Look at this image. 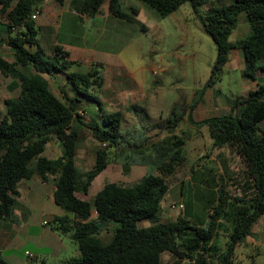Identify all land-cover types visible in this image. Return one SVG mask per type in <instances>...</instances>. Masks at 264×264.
Listing matches in <instances>:
<instances>
[{
    "label": "trees",
    "instance_id": "16d2710c",
    "mask_svg": "<svg viewBox=\"0 0 264 264\" xmlns=\"http://www.w3.org/2000/svg\"><path fill=\"white\" fill-rule=\"evenodd\" d=\"M41 1L0 0V15L4 16L7 33L5 44L11 51L10 57L0 56V75L10 78L8 90L18 89L16 99L2 100L4 113H0V217L10 213L18 194L17 182L37 176L41 181L53 183L52 200L65 212L52 217L53 226L59 231H70L79 252L75 258L41 261V264H161L162 252H167L175 263L186 260L187 264H206L204 254L208 257L213 254L217 264H231L233 247L250 233L258 216L264 214V0H213L216 5L208 6L199 15L201 26L216 50L202 89L217 76L231 49L240 52L241 75L256 82L254 89L228 105V113L194 122L206 126L212 146L230 148L242 163L241 181L234 178L238 192L230 193L219 175L215 195L206 205L207 218L203 224L195 223L185 214L158 220L160 201L169 187L168 177L185 158L184 139L175 134L153 145L155 172H145L129 184L106 181L87 199L75 194L77 191L85 194L91 180L106 166L105 146L115 149L121 142L137 146L142 140L123 138L121 113L105 111L101 100L90 92L102 84L98 65L85 72L71 71L68 69L75 61L69 59L68 51L61 45L52 46L48 54L44 52L34 24L35 13L40 10L37 4ZM54 1L63 3V0ZM106 1L107 13L114 18L132 22L137 15L136 8L129 7V12H125L118 0ZM140 1L159 17L167 16L183 2H188L195 13L204 3V0ZM102 2L70 0L69 7L77 17H92L101 12ZM240 14L248 29L242 37L231 41L229 35ZM57 75L68 87V91L61 90V99L51 91L47 80ZM79 96L96 103L101 112L100 122L85 120L82 115L85 108H79ZM132 107L136 108L129 105ZM192 107L191 103L189 110ZM233 107L237 109L235 115L230 112ZM189 114L187 120L191 118ZM83 128L104 147H96L90 167L80 170L75 164V152ZM51 138L59 145V153L54 157L42 153ZM91 205L95 212L92 218ZM224 217L229 227L222 249L216 251L210 240L218 233ZM141 218L151 222L137 225ZM109 221L116 224L110 237L103 241L99 233ZM0 264L10 263L0 254Z\"/></svg>",
    "mask_w": 264,
    "mask_h": 264
},
{
    "label": "rangeland",
    "instance_id": "374dc122",
    "mask_svg": "<svg viewBox=\"0 0 264 264\" xmlns=\"http://www.w3.org/2000/svg\"><path fill=\"white\" fill-rule=\"evenodd\" d=\"M118 1L125 12H129V7L138 11L132 22L120 20L124 23L120 29L111 24L118 19L107 13V1L103 0L99 14L73 21L64 18L59 35L80 46L78 52L70 47L69 59L75 62L68 70L85 72L90 67L98 65L102 84L90 92L101 100L105 111L121 113L120 131L123 138L142 142L137 146L121 142L115 149L104 147L83 128L81 138L76 142V166L80 170L89 168L93 162L95 148L98 146L105 148L108 162L91 180L87 192L84 194L77 191L76 195L87 199L106 181L129 184L145 172H155L153 145L161 138L175 134L184 139L182 151L185 158L168 177L169 187L160 201L158 220L185 214L195 223L203 224L207 218L206 205L209 203L208 199L215 195L219 175H222L225 187L230 193L238 192V184L234 178L238 182L241 181L239 177L242 163L230 148L212 146L206 126L195 125L194 122L205 117L228 113V105L239 97L242 82L249 81V78L241 75L242 59L240 60V55L231 49L217 76L202 89L210 75L216 50L213 41L201 26L199 15L203 14L208 6H215L216 3L212 2L213 0H204L195 13L188 2H183L174 12L159 17L154 9L140 0ZM67 3L68 0H63L61 7L69 12L71 8ZM46 5L47 0H43L37 4V8L44 9ZM35 15L37 16L34 19L35 23L43 18L42 13ZM246 32L247 24L240 14L229 40L242 37ZM10 35L13 36L14 32ZM36 37L46 54L50 53L48 46L41 42L39 33ZM1 50L3 48L0 47ZM9 80V77L0 75L2 114L4 113L2 100L6 97L16 99L18 96V89L11 91L7 89ZM47 80L51 91L60 99L61 90L68 91L60 75ZM79 97V108H85V112L82 113L85 120L100 122L101 112L96 103ZM191 103L193 107L189 110ZM129 105H135L136 108L130 109ZM79 108L77 111L81 113ZM188 112L193 122L187 120ZM230 112L235 115L237 109L233 107ZM42 153L49 157L56 156L59 153L58 142L51 138L45 144ZM124 165H127L126 169ZM20 180L32 182L30 181L32 179L27 178ZM39 182L37 181V185L33 184L32 188L36 189L41 184ZM21 186L22 183L19 185L20 190H24ZM179 203L182 206H179ZM40 206L35 205L30 217L36 218V222L38 218L44 217L40 216L42 213ZM91 210L94 211L92 205ZM8 219L15 226H24L23 214L19 212L11 211ZM150 222L151 220L147 218H141L136 223L146 225ZM115 224L116 222L109 221L101 228L99 235L103 241L110 237ZM52 225H55L52 219L41 226L31 225L27 234L29 236L37 234L43 226ZM228 227V219L222 218L218 233L210 240L216 251L222 249ZM60 234L65 246L63 250L54 253L49 248L35 246L26 241L19 250L12 251L19 258L11 260L12 264H41V260L48 263L78 257L79 252L71 239L70 231H60ZM25 248L30 254L23 253ZM9 252L11 251L2 253L5 255ZM204 256L206 264H217L215 255ZM161 264H187V261L175 263L167 252H162ZM231 264H264V214L258 216L251 226L250 233L233 247Z\"/></svg>",
    "mask_w": 264,
    "mask_h": 264
},
{
    "label": "crops",
    "instance_id": "0c3cea01",
    "mask_svg": "<svg viewBox=\"0 0 264 264\" xmlns=\"http://www.w3.org/2000/svg\"><path fill=\"white\" fill-rule=\"evenodd\" d=\"M69 1L70 0H68L67 6L69 5ZM39 13L43 14L42 16L43 18H41L39 22L37 23L34 22V23L37 26V33H39V37L41 39V42L43 41V45H47L49 51L51 50L52 46L58 44L61 45L65 50H67L69 55L71 54L70 47L72 49L77 50L78 52L80 46H78V44H72L69 38L61 37L59 35V29L61 27L62 20L64 18L65 19L68 18L70 19V21H73L74 19L81 20L86 17L84 15H80L79 17H77L76 14L71 9H69V12H67L61 7L60 4H58L54 0H47V5L45 6V8L44 9L40 8L39 12H37L36 14ZM36 17L37 16L35 15L34 19H36ZM111 24L116 25L117 28L120 29L124 23L120 21V19H118L112 21ZM247 29H248V24H247ZM6 37H7V33L4 31V16L2 14L0 15V47L3 48V50L0 51V56L4 58L11 56V51L5 44ZM232 50H235L234 53L236 52L237 54L240 55V52L238 50L236 49H232ZM240 60H241V55H240ZM255 87H256L255 80H251V79H249V81L244 80L242 82V89L238 95L239 96L238 98H243L246 95L247 91L254 89ZM27 179H32L30 180L32 182H28L25 180H19L17 182L16 187L18 190V194L14 197V202L16 201V204L14 205L13 202L10 210V212L16 211L23 214L24 226H19V225L15 226L8 219V215L7 216L3 215L0 217V254L10 264H12L11 260L15 261L19 259L18 256L14 254V252L12 251L19 250L21 245L26 241L33 243L35 246L49 248L54 253L59 250H63L65 247L61 238L60 231L58 229H55L53 225L49 227L43 226L41 229L38 230L37 234H33L30 236L27 234V230L29 226L44 225L49 219H52L54 215L64 214L63 209L59 207L57 204H55L52 200L51 193L53 190V183L50 180L41 181L37 176H31ZM37 181H40L39 183L41 184L37 186L36 189L32 188L33 184L37 185ZM20 183H22L21 187L24 190H20L19 187ZM38 204L41 205L40 209L42 210L40 216L42 215L44 217L38 218V222H36L35 221L36 218L30 219V217L32 215L33 208H35V205ZM94 216H95V212L91 210L90 217L92 218ZM44 220L45 223L42 222ZM8 250H10L11 252H9L8 254L6 253L5 255L2 253ZM23 253L30 254V251L25 248L23 250Z\"/></svg>",
    "mask_w": 264,
    "mask_h": 264
},
{
    "label": "built area",
    "instance_id": "2783aa9c",
    "mask_svg": "<svg viewBox=\"0 0 264 264\" xmlns=\"http://www.w3.org/2000/svg\"><path fill=\"white\" fill-rule=\"evenodd\" d=\"M32 17H34V16H32ZM104 144V143H103ZM179 206H182V204L181 203H179L178 204ZM43 223H45V220L44 221H42ZM27 252V251H26ZM28 253V252H27Z\"/></svg>",
    "mask_w": 264,
    "mask_h": 264
}]
</instances>
